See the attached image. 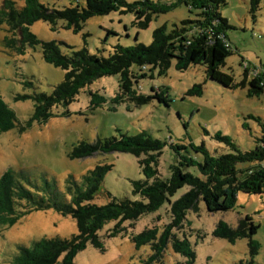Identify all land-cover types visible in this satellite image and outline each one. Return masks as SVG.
<instances>
[{"label":"rangeland","instance_id":"obj_1","mask_svg":"<svg viewBox=\"0 0 264 264\" xmlns=\"http://www.w3.org/2000/svg\"><path fill=\"white\" fill-rule=\"evenodd\" d=\"M53 8L70 5L71 0H39ZM128 3L140 0H126ZM4 0H0V10ZM177 0H153L158 6L175 4ZM22 6L21 2L17 3ZM230 26L226 36L232 54L227 57L222 70L231 74L236 82L244 79V63L247 66V81L255 73L264 77V0L259 9L250 11L249 0H226L219 10ZM197 10L181 3L167 11L152 14L148 28L140 29L136 24V15L121 11L89 19L80 33L74 34L59 22L56 30L43 22H35L30 31L42 41H58L62 52L70 54L72 50L85 47L91 54L100 53L108 57L117 45L124 47L135 44L149 45L152 33L165 26L167 31L180 26L182 21L197 19ZM12 37L6 25L0 26V97L15 113L17 126L5 133L0 132V176L8 168L27 174L32 184L44 186V179L56 183L59 200L69 202L66 191V179L73 177L80 183L87 171L99 164L113 165L106 175L100 191L93 203L104 205L109 201L108 194L116 199L142 200L132 194V180H144L136 157L124 152L96 153L83 159H70L69 155L81 141L94 143L96 139L130 136L145 131L152 137L165 143L159 158L157 171L161 179L170 177V168L178 161L176 151L171 145H184L189 155L203 161L201 153H195L190 144L204 145L213 156L232 153L233 150L218 135L229 137L241 151L254 149L255 138L260 136L264 126V94L248 96V87L226 88L207 78L203 65L191 66L180 72L175 68V60L169 70L162 74L158 69L144 70L147 77L138 81V93L153 94L152 89H168L169 105L157 99L137 108L133 103L114 102L120 90L118 75L104 76L80 90L68 106L59 105L52 109L54 116L45 124L34 123L24 133L18 128L31 119L34 112V97L38 94H51L53 88L64 78V71L44 61L40 46L27 47L24 54L16 49H7L4 38ZM20 38L19 32L14 37ZM71 47V48H70ZM134 73H140L133 66ZM143 73V72H142ZM104 102L96 109L91 108L100 98ZM261 122V125H260ZM186 153V152H183ZM244 167V165H240ZM199 176L196 168L188 169ZM30 187V186H29ZM36 192V188L32 189ZM187 191V187L171 196L176 201ZM49 193V195H48ZM41 195L47 200L49 192ZM26 210L32 207L26 206ZM170 203L165 202L156 212L143 215L136 222H125L123 230L116 237L109 232L116 225L107 222L98 232L104 251L91 244L79 252L75 264H143L151 255L149 246L135 249L132 238L150 228L159 232L171 222ZM23 206L19 208L22 210ZM246 215L252 217L259 226L253 240L259 245L258 252L250 255L248 239H240L231 244L225 239L214 236L217 224L223 221L236 227L238 221ZM77 233L74 220L63 216L54 209H32L12 227L0 225V264H12L19 247L30 246L41 238H70ZM179 239L186 237L194 251L193 264H264V195L239 192L236 205L227 212L209 213L203 203L199 212L186 214L184 227L177 230ZM253 262L251 263V261ZM155 264H187L186 259L173 252L169 243L162 260Z\"/></svg>","mask_w":264,"mask_h":264},{"label":"trees","instance_id":"obj_2","mask_svg":"<svg viewBox=\"0 0 264 264\" xmlns=\"http://www.w3.org/2000/svg\"><path fill=\"white\" fill-rule=\"evenodd\" d=\"M18 2L23 5L18 6ZM260 2L261 0H249L252 13L259 9ZM181 3L197 10L198 18L182 21L180 26L175 25L169 31L165 26L157 28L152 33L149 45H117L108 57L100 53L91 54L85 47L65 54L61 49L65 45L63 42L42 41L30 31V27L38 21L47 23L51 30H56L62 21L65 29L78 34L89 19L116 11L134 13L137 26L146 29L154 12L167 11ZM225 5L226 0H177L175 4L168 6H156L153 0L133 3L126 0H71L69 6L60 9L44 5L39 0H4L0 10V26L6 25L7 32L12 35L4 38L5 48L16 49L19 54H24L27 47L40 46L44 61L64 71L63 80L53 88L51 94H38L34 97L33 116L19 126L18 132L24 133L34 123H47L54 116V107L68 106L80 90L104 76H119L120 90L114 98L116 103L129 101L140 108L157 99L168 106L167 88H153V94L145 96L138 93V81L147 77L144 70L148 68L166 73L173 60L175 68L180 72L191 66L203 65L207 78L223 87H248V96L263 95V76L255 73L247 81L245 77L248 69L245 68L244 79L236 82L231 74L222 70L227 57L232 54L226 36V30L230 26L219 12ZM17 32L20 34L19 39L14 38ZM133 66H138L140 73H134ZM90 94L100 98L98 103L92 101L91 108L94 110L104 100L98 94ZM17 124L15 113L0 97V132H8ZM217 138L229 145L233 152L215 157L204 145L190 144L195 153L203 155L202 162L189 155L186 146L171 145L178 161L171 166L168 179H161L157 171L165 143L145 131L133 136L120 134L119 137L104 140L98 138L94 143L81 141L74 147L69 155L70 159H83L96 153L110 152H124L136 157L145 177L144 180L131 181L132 194L142 199L136 201L127 198L118 200L108 194L109 201L106 204L93 203L106 175L113 168L110 164L96 165L82 176L80 183L73 177L67 178L66 191L71 196L69 202L59 200V192L52 193V188L56 190L55 182L44 179V186L39 187L32 184L26 173L8 168L0 176V225L12 227L32 209H54L63 216L71 217L77 228V233L70 238L44 237L28 247H19L12 264H75L77 254L85 250L88 244L104 251L98 232L107 222H116L108 235L116 237L123 230L125 222H136L143 215L156 212L166 201L170 203L171 222L161 232L154 227L134 236L133 245L137 250L143 246L150 247L151 255L143 264L160 262L169 243L174 253L183 256L187 264H193L196 254L190 241L186 237L179 239L175 233L184 227L187 212H199L201 203L209 213L227 212L235 207L239 192L264 195V126L262 125L260 136L255 138L254 149L250 151L239 150L227 136L218 135ZM190 168H196L199 176L190 173ZM34 187L36 192L32 190ZM183 187H187V191L176 201L170 202L169 198ZM49 190L50 198L46 200L40 193H48ZM25 205L32 208L26 210ZM21 206L23 209L19 210ZM258 229L259 226L252 217L246 215L238 221L236 227L220 221L214 236L231 244L240 239H248L250 255L253 257L259 248L258 243L253 240Z\"/></svg>","mask_w":264,"mask_h":264},{"label":"built area","instance_id":"obj_3","mask_svg":"<svg viewBox=\"0 0 264 264\" xmlns=\"http://www.w3.org/2000/svg\"><path fill=\"white\" fill-rule=\"evenodd\" d=\"M247 66H248V65H247L246 63H244V68H247Z\"/></svg>","mask_w":264,"mask_h":264}]
</instances>
